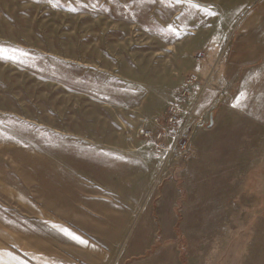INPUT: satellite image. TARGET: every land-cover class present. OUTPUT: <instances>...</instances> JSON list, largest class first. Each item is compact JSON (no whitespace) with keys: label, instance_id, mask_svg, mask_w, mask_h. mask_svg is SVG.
<instances>
[{"label":"rangeland","instance_id":"374dc122","mask_svg":"<svg viewBox=\"0 0 264 264\" xmlns=\"http://www.w3.org/2000/svg\"><path fill=\"white\" fill-rule=\"evenodd\" d=\"M218 85L163 163L142 132ZM79 182L144 186L127 235L157 210L146 264H264V0H0V187Z\"/></svg>","mask_w":264,"mask_h":264},{"label":"crops","instance_id":"0c3cea01","mask_svg":"<svg viewBox=\"0 0 264 264\" xmlns=\"http://www.w3.org/2000/svg\"><path fill=\"white\" fill-rule=\"evenodd\" d=\"M234 35V34H233ZM231 47L239 45L244 36L234 38ZM230 41V40H229ZM235 42V43H234ZM228 43V42H227ZM221 52V51H220ZM230 55V54H229ZM230 63V58L228 60ZM226 60L221 62L226 70ZM218 71L214 80L236 77L235 72ZM221 69V68H220ZM229 75L228 77H226ZM221 83V82H220ZM222 84V83H221ZM219 84V85H221ZM218 85L213 97L202 90L197 99L199 110L214 106L217 94L224 86ZM193 87L191 95H194ZM197 97V96H196ZM196 99L189 102L192 104ZM117 154V153H116ZM31 188L2 184L0 187V264H146L145 252L155 243L153 229L143 234V224L155 221L156 209L137 218L133 233L127 230L134 220V208L139 202L135 187L127 196L112 185L103 182L65 185L54 184V193L46 194L40 184ZM155 214V215H154ZM56 225L57 228H53ZM59 228L79 236L87 244L69 238ZM127 240V242H126ZM132 259L130 262L128 260Z\"/></svg>","mask_w":264,"mask_h":264},{"label":"built area","instance_id":"2783aa9c","mask_svg":"<svg viewBox=\"0 0 264 264\" xmlns=\"http://www.w3.org/2000/svg\"><path fill=\"white\" fill-rule=\"evenodd\" d=\"M196 80V74H190L187 83L193 84ZM178 100H190L189 88L181 92ZM179 107L178 103H170L162 113L152 118L154 130L142 132L143 138L154 148L163 163L168 160H185L191 152L190 142L193 126L196 125L194 114L197 100L190 103L185 116L181 114Z\"/></svg>","mask_w":264,"mask_h":264},{"label":"snow or ice","instance_id":"6c2138e0","mask_svg":"<svg viewBox=\"0 0 264 264\" xmlns=\"http://www.w3.org/2000/svg\"><path fill=\"white\" fill-rule=\"evenodd\" d=\"M134 2H135V0H134ZM140 2L156 3L157 0H140ZM159 2H160L161 4H167V3L170 2V0H159ZM174 2H175V3H182V2H185V0H174ZM129 6H130V5H124V7H126V8L129 7ZM189 7L198 9L199 11H201V12L205 15V17H207V16H211V15H215V13L211 12L209 9H207V8H202L201 6H199V5L195 4V3H190V2H189ZM177 38H179V37H177ZM233 106H235V105H233ZM52 227H53V228H57L56 225H52ZM58 230L61 231V232H63V233H64L65 235H67L69 238L75 240L76 242H78V243H80V244H84V245L87 244V241L82 240L79 236H77V235H75V234L69 232L67 229L59 228Z\"/></svg>","mask_w":264,"mask_h":264},{"label":"water","instance_id":"95a60500","mask_svg":"<svg viewBox=\"0 0 264 264\" xmlns=\"http://www.w3.org/2000/svg\"><path fill=\"white\" fill-rule=\"evenodd\" d=\"M212 122H210V126H211Z\"/></svg>","mask_w":264,"mask_h":264}]
</instances>
